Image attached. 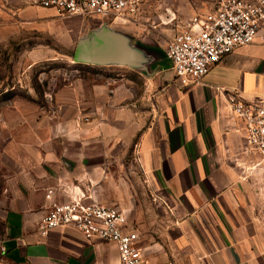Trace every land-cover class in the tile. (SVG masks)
Here are the masks:
<instances>
[{
    "label": "crops",
    "instance_id": "0c3cea01",
    "mask_svg": "<svg viewBox=\"0 0 264 264\" xmlns=\"http://www.w3.org/2000/svg\"><path fill=\"white\" fill-rule=\"evenodd\" d=\"M50 11L0 0V27H34ZM73 18L87 38L111 31L109 21ZM111 32L127 48L124 63L111 64L116 78L61 86L56 113L31 87L0 90V264H118L112 243L69 228L40 235L53 203L81 196L122 211L149 264H264L262 230L236 176L249 149L221 92L264 98V28L188 86L166 50Z\"/></svg>",
    "mask_w": 264,
    "mask_h": 264
},
{
    "label": "built area",
    "instance_id": "2783aa9c",
    "mask_svg": "<svg viewBox=\"0 0 264 264\" xmlns=\"http://www.w3.org/2000/svg\"><path fill=\"white\" fill-rule=\"evenodd\" d=\"M144 1L33 0V4L61 18L128 22L135 18ZM208 3L209 10L189 18L166 47L170 68L182 86L198 83L232 51L252 44L264 28V0H208ZM57 74L73 81L79 70ZM55 89L54 79L45 83V103L50 112L56 113ZM221 92L231 117L240 125L246 147L259 156L264 166V98L247 101L238 92ZM77 119L81 123L89 122L81 114ZM66 228L79 232L88 241L96 239L114 244L118 264H149L141 254L136 231L128 226L126 215L113 206L81 196L67 203H53L38 224L41 236L53 229ZM6 252L0 233V260Z\"/></svg>",
    "mask_w": 264,
    "mask_h": 264
},
{
    "label": "rangeland",
    "instance_id": "374dc122",
    "mask_svg": "<svg viewBox=\"0 0 264 264\" xmlns=\"http://www.w3.org/2000/svg\"><path fill=\"white\" fill-rule=\"evenodd\" d=\"M208 8V0H145L135 18L128 22L110 19L107 27L111 31L122 30L135 43L165 54L168 42L183 24ZM74 19L53 14L37 17L34 27L28 24L0 27V90L6 87L7 94H13L20 86L31 87L36 98L45 103V83L50 79H54L56 85L55 96L61 86L87 75L110 82L116 78L118 73L113 71L111 64L74 63L72 55L78 42L92 34L82 31L81 24ZM93 25L98 27L99 24ZM33 52L36 57L32 56ZM75 68L79 74L73 81L64 80L57 74ZM52 74L56 75L52 77ZM236 176L250 198L251 213L257 218L264 237V166L260 164L259 156L249 150L248 164Z\"/></svg>",
    "mask_w": 264,
    "mask_h": 264
},
{
    "label": "water",
    "instance_id": "95a60500",
    "mask_svg": "<svg viewBox=\"0 0 264 264\" xmlns=\"http://www.w3.org/2000/svg\"><path fill=\"white\" fill-rule=\"evenodd\" d=\"M126 52L125 41L121 36L109 30L101 29L90 38L78 42L72 59L74 63L79 64L109 65L124 63L123 60L119 59V56L123 57Z\"/></svg>",
    "mask_w": 264,
    "mask_h": 264
}]
</instances>
